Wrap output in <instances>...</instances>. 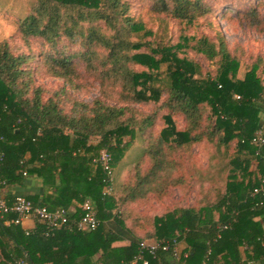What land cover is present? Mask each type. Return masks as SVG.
I'll return each mask as SVG.
<instances>
[{
	"label": "trees",
	"instance_id": "16d2710c",
	"mask_svg": "<svg viewBox=\"0 0 264 264\" xmlns=\"http://www.w3.org/2000/svg\"><path fill=\"white\" fill-rule=\"evenodd\" d=\"M154 1L151 11L179 23L190 25L203 13L201 0ZM18 22L15 36L23 44L39 38L49 46L50 53L42 56L46 75L68 83L77 79L78 66L65 51L82 44L80 59L86 70L98 71L101 88L110 81L118 97L114 104L73 100L71 111L65 112L55 100L65 94L64 89L43 99V89L31 80L33 56L15 54L12 44L0 41V187L35 177L41 183L40 193L20 195L35 206L69 211V224L46 236L43 225L24 227L7 223L14 214L0 215V264L17 259L27 264H132L140 242L172 239L183 244L178 263L202 264L208 258V264H230L231 246L237 249L243 242L247 246L256 242L248 231L254 215L264 216V144L252 143L258 130L264 137L260 59L238 77L239 59L227 50L222 36L217 45L206 35L179 34L174 44L131 40L132 34L144 31V36L149 31L129 14L127 0H35ZM187 50L208 60L218 57L216 75L195 77L194 64L179 57ZM163 63L166 72L160 70ZM131 65L143 69L136 71ZM101 94L109 95L105 90ZM162 95L166 99L161 107L168 112L164 126L153 136L154 116H143L131 106L159 102ZM203 104L210 106L213 117L208 132L200 129ZM175 113L183 117V129L177 128ZM135 130L147 143L135 152L141 153L139 157L134 153L136 160L124 162L129 143L124 138L134 139ZM93 135L100 138L96 144L89 142ZM214 138L218 153L227 155L233 148L236 152L222 183L209 175L214 172L209 166L208 178L203 173L200 190L187 206L164 207L151 221L137 211L133 204L154 200L162 205L171 188L183 191L181 201L185 200L198 182L189 174L183 155L193 144ZM101 150L110 156L108 169L98 160ZM143 160L148 163L145 169ZM119 165L126 169L125 175L114 187ZM107 183L110 190L104 192ZM86 199L93 201L99 224L94 230L80 231L74 223ZM116 241L128 244L115 246ZM143 253L148 264L173 261L170 251Z\"/></svg>",
	"mask_w": 264,
	"mask_h": 264
},
{
	"label": "rangeland",
	"instance_id": "374dc122",
	"mask_svg": "<svg viewBox=\"0 0 264 264\" xmlns=\"http://www.w3.org/2000/svg\"><path fill=\"white\" fill-rule=\"evenodd\" d=\"M127 1L129 3V14L135 20L142 22L145 30L149 31V34L144 36L141 35L144 31H141L140 35L134 33L131 36V40H143L144 42H149L151 45L157 43L174 44L177 42L179 34L197 37L206 35L217 45L220 36H222L227 50L239 59L238 77H243L245 68L252 62H255V60L260 59V65L264 64V0H201L203 13L201 17L190 25L179 23L178 20L164 17L151 11L150 8L154 4V0ZM34 3L35 0H14L6 4L0 2V41L6 39L12 44V47L17 51L14 52L15 54L25 53L33 56V60L29 63L31 80L36 86H40L43 89V99L51 97L55 92H59L63 88V93L65 94L56 96L55 100L65 112L71 111L73 100L76 103L92 104L95 99H100L103 103L114 104V100L117 99L118 95L111 89L110 81H106L101 88L96 77L98 71L94 73L87 71L84 67V62L80 59L81 53L79 51L84 46L82 44L71 46L65 51L66 55L73 56L72 59L78 66L79 77L77 79L68 83L63 79L48 76L44 73V69H42V56L43 54L50 53L49 46L41 43L39 38H30L28 44L25 45L15 36V33L18 31V21L27 15ZM252 9H255V11H252ZM107 31L106 34L110 35V30ZM141 50L147 49L142 48ZM179 57H184L194 64L196 70L195 77L204 78L216 75L218 57L208 60L202 54H197L192 50L180 53ZM166 66L167 63L161 64L160 70L166 72ZM131 67L136 71L143 69L137 65H131ZM260 71L261 68L259 67L258 73L264 81V72L260 73ZM102 90H105L109 95H102ZM165 99L166 95H162L159 102H139L131 106L143 116L149 113L154 116L155 121L150 127V130H153V136L164 126L163 116L168 110L165 107H161V105ZM201 111L202 123L200 129L208 132L213 120V117L210 116V106L203 104ZM141 118L139 117L138 119L140 120ZM173 120L177 128H184L185 122L181 115L173 114ZM147 130H149L148 127L145 129V132ZM99 139V136L93 135L90 137L89 142L90 144H96ZM124 141L129 142L124 153V156H126L124 162L136 160L134 153L147 143L145 140V142L142 141L139 130H135L134 139L129 141V137H125ZM234 144L235 141L232 142L231 147ZM216 145V138L212 142L203 139L193 144L191 149L189 148L185 151L183 162L188 168L189 174L198 182L185 200L181 201V198H185L183 191L171 188L169 196L162 202V205L154 200H149L145 203L133 204V206L139 213L147 216L151 221L153 216L163 212L164 207L171 209L180 204L182 206L190 204L195 198V193L200 190L199 184L202 175H204L203 173L207 175L210 167L214 168V172H209V175L217 180V182L222 183L227 173V167H229L228 162L236 155V152H234L233 148L227 151V155L222 150L221 153H218L214 149ZM135 154L138 157L141 155L139 151ZM147 166V161L143 160L142 168L145 169ZM116 169L114 187L121 182L119 176H124V170H126L120 165ZM131 171L132 169L130 168V174L132 173Z\"/></svg>",
	"mask_w": 264,
	"mask_h": 264
},
{
	"label": "built area",
	"instance_id": "2783aa9c",
	"mask_svg": "<svg viewBox=\"0 0 264 264\" xmlns=\"http://www.w3.org/2000/svg\"><path fill=\"white\" fill-rule=\"evenodd\" d=\"M252 143H254L257 147L264 144L262 130H258L256 132V136L253 138ZM1 156L2 153L0 152V158ZM98 160L101 164H103L104 168L108 169L110 156L106 151H100ZM108 175H110L109 171ZM111 178L112 177L110 176L109 181H111ZM109 190L110 185L107 183L106 190L104 192ZM256 191L257 190H255V192ZM261 205L264 206V202H262ZM81 210L82 215L78 221L74 223V226L80 231L94 230L98 226L99 222L97 220L96 209L93 201L91 199L84 200ZM68 213L69 211L64 209H50L47 206H35L29 199L21 195H16L9 200L0 187V215L14 214L15 216L13 219L7 221V223L13 222L16 224H22L24 220L30 219L34 224L33 227L36 225H43L46 228L44 232V235L46 236L48 233L69 224V219L67 218ZM226 227L227 226H223L222 228L225 229ZM26 234H28V231H26ZM219 236L220 235H218V237ZM159 250L166 252L170 251L172 260L174 261L177 260L181 254L180 243L176 239L166 240L163 242L142 241L139 243V254L135 257L132 264H136L137 262H141V264H148V260L143 257V252H148L150 255L154 256ZM208 253H210V251H208ZM183 256L186 257L187 254L184 253ZM207 262L208 258L203 261L202 264H208ZM7 264H27V262L22 259H17L9 261Z\"/></svg>",
	"mask_w": 264,
	"mask_h": 264
},
{
	"label": "crops",
	"instance_id": "0c3cea01",
	"mask_svg": "<svg viewBox=\"0 0 264 264\" xmlns=\"http://www.w3.org/2000/svg\"><path fill=\"white\" fill-rule=\"evenodd\" d=\"M14 0H0V2L11 3ZM256 165V159L252 161L250 168L252 169ZM41 183L35 177H27L21 185H11L3 189V193L6 195L21 194V195H33L40 193ZM8 198V197H7ZM213 217L216 219L218 213L214 212ZM251 225L248 231V235H254L256 242L252 246H247L246 243L238 245L237 249L232 248L233 258L229 259L230 264H264V216L254 215L251 219ZM24 227H33V222L30 219L23 221ZM254 240V239H253ZM128 241H116L115 246L126 245ZM183 244H180V247ZM237 251V252H236ZM236 252V253H235ZM221 253L218 255L220 257ZM172 264L178 263L176 260L172 261Z\"/></svg>",
	"mask_w": 264,
	"mask_h": 264
}]
</instances>
